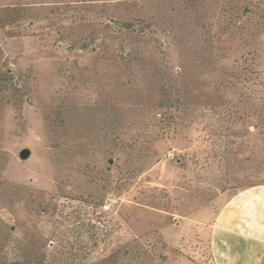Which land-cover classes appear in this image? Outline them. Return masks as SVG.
<instances>
[{
  "label": "rangeland",
  "instance_id": "rangeland-1",
  "mask_svg": "<svg viewBox=\"0 0 264 264\" xmlns=\"http://www.w3.org/2000/svg\"><path fill=\"white\" fill-rule=\"evenodd\" d=\"M258 183L264 0H0V264H213Z\"/></svg>",
  "mask_w": 264,
  "mask_h": 264
},
{
  "label": "crops",
  "instance_id": "crops-1",
  "mask_svg": "<svg viewBox=\"0 0 264 264\" xmlns=\"http://www.w3.org/2000/svg\"><path fill=\"white\" fill-rule=\"evenodd\" d=\"M212 205L205 220H198L205 216L197 214L187 228L207 236L213 264H264V183L224 191ZM177 245L179 240L169 242L170 247ZM184 252L174 262L191 264Z\"/></svg>",
  "mask_w": 264,
  "mask_h": 264
},
{
  "label": "water",
  "instance_id": "water-1",
  "mask_svg": "<svg viewBox=\"0 0 264 264\" xmlns=\"http://www.w3.org/2000/svg\"><path fill=\"white\" fill-rule=\"evenodd\" d=\"M31 156V151L29 149H24L20 153V158L22 160H28Z\"/></svg>",
  "mask_w": 264,
  "mask_h": 264
}]
</instances>
